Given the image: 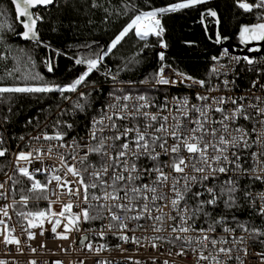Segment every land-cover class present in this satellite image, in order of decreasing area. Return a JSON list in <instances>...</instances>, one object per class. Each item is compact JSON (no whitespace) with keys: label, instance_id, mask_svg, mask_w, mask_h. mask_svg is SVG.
I'll list each match as a JSON object with an SVG mask.
<instances>
[{"label":"snow or ice","instance_id":"snow-or-ice-1","mask_svg":"<svg viewBox=\"0 0 264 264\" xmlns=\"http://www.w3.org/2000/svg\"><path fill=\"white\" fill-rule=\"evenodd\" d=\"M207 2L181 0L158 8L149 5L148 10L137 8L133 3L114 6L113 10L117 12L121 8L125 13L131 10L133 15L130 20L107 48H96L93 46L95 42L82 45L87 51L75 58L74 63L84 66L85 71L70 84L60 85L43 82V77L33 73L29 67H34L31 56L27 57L28 63L21 56H12L11 45L7 42V34H14L50 48L40 39L37 26L38 22H43V16L39 14V9H47L56 0H10L16 19L13 23L6 12L0 11V61L6 63L11 59L13 64L5 67V74L25 83L0 86V100L4 99L6 93L58 92L71 101V96L64 93H76L77 99L72 103L73 114L83 112L85 105L80 100L87 102L88 96L81 86L87 87L85 82L90 74L100 71L103 66L104 75L115 81L120 71L139 63L136 57L142 54L143 49L123 62V67H118L115 75L105 64V59L130 33L145 42L143 47H149V37H163L161 20L164 15ZM237 6L248 13L258 10L255 12L257 23L241 25L238 33L240 43L247 46L252 42H264V0L253 3L237 0ZM91 7L103 8L105 18L112 14L108 7L98 4L96 0H93ZM204 15L215 18L216 43H221L217 12L208 9L202 13ZM16 25L22 26L24 31L16 33ZM159 43L161 47H167L162 39ZM248 51L259 52L260 48L250 47ZM62 54L57 51V55ZM222 55L237 64L241 60L249 65L256 62L255 58L247 55H231L227 48L222 50ZM158 56L161 61L164 60L163 52ZM221 58L212 57L216 61L210 69L212 75L219 76L225 68V65L219 64ZM44 63L51 72L52 61L48 59ZM166 67L169 66L161 65L152 83L206 87L205 80L176 70H173L171 77H166ZM28 81L40 83L29 84ZM222 83L228 89L230 82L225 79ZM257 85L259 90L264 91V84H259L258 80L252 82L251 89H256ZM219 91L218 85H212L204 93L196 92L197 103L183 96L173 97L171 102L165 98L161 105L146 94L112 92L108 103L89 120L85 137H73L68 142L65 140L68 133L59 130L51 135L43 133L31 137L28 152L21 150L12 155L15 156V171L30 182L27 192L34 195L24 194V189H20L21 195L16 200L14 194L20 181L5 173L7 179L0 183V200L9 202L0 205V244L14 245L15 250L23 254L21 239L14 235L16 225L9 227L11 209L20 223L21 235L26 236L24 243L33 254L38 250L29 243L36 239L37 233L33 230L39 229V234L43 236L45 222L51 225L54 238L68 240L71 232L81 231V222L91 224L99 221L98 229L90 228L87 231L100 240H106L109 234L117 238L122 243L116 244L115 248L121 253L151 247L157 253L151 258L152 264H156L160 256L168 257L161 264H180L189 255L192 264H264V251L250 252L253 244L264 248V191H253L249 183L241 184L243 178L264 184V96L255 93L250 97L211 95ZM245 100H248L247 104ZM153 108L157 110L150 111ZM63 111L66 110H62L61 114ZM4 119L6 121L7 117ZM61 125L67 129L73 128L72 123L63 121L57 122V129ZM41 139L58 143H49L46 150L44 146H31V140ZM5 143L0 135V157L9 153V149L4 147ZM54 149L65 150L58 151V166L29 170L27 165L42 163L46 156L51 157ZM49 172L44 183L36 178L38 173ZM68 176L72 179L69 180ZM9 181L10 188L5 189ZM53 181L58 189L55 200L50 199L48 192ZM63 195L73 197L74 201L69 199L63 203ZM10 196L12 198L9 200ZM41 199L48 201L46 209L33 211L28 208L30 200ZM56 204H60V208L53 210L52 206ZM245 209L249 216L260 219V226L254 221L238 218L236 213ZM61 226L63 231L57 232ZM137 231L141 235L137 236ZM128 243L136 246L135 249L123 248L122 244ZM165 244L170 247L164 248ZM44 247L43 243L39 245L40 249ZM84 249L96 256L112 250L107 242L94 244L87 234L81 237V250ZM126 259L131 260L132 257ZM0 264L7 262L0 260ZM28 264H37V261L32 259ZM52 264H63V261L55 260ZM79 264H84V260L81 259ZM97 264H113V261L102 258L97 260ZM133 264L142 262L134 260Z\"/></svg>","mask_w":264,"mask_h":264},{"label":"trees","instance_id":"trees-1","mask_svg":"<svg viewBox=\"0 0 264 264\" xmlns=\"http://www.w3.org/2000/svg\"><path fill=\"white\" fill-rule=\"evenodd\" d=\"M250 3L255 0H248ZM93 0H56V3L47 9H39V14L43 16V22L38 24L41 34V41L48 43L51 47L37 45L35 41H27L20 36L7 34V42L11 45V55L21 56L24 62L28 63L27 57L31 56L34 61L33 73H39L43 77V82L48 84L67 85L73 82L85 67L76 65L75 58L86 53L82 47L84 44H95L96 48L103 46L107 48L114 37L126 25L133 15L131 10L126 13L121 8L119 12L113 7H120L123 3H133L137 8L148 10L152 7H164L181 0H96L98 4L108 7L111 15L106 17L103 8H92ZM212 7L219 13L220 25L219 34L231 39V43H238V33L242 22L257 23L255 12H244L237 6V0H208L206 4L196 5L179 12L164 15L161 23L164 28L162 38L149 37L147 43L149 47H143V41H139L131 33L117 49L113 50L110 57L105 59L107 69L112 74L117 73L118 67H123V62L132 58L133 55L143 49L141 55L136 57L139 63L129 65L127 70L119 72L117 78L121 81H138L146 77H152L157 72L159 65L163 62L171 63L176 69L203 78L207 82L211 79L210 62L212 54L207 52L216 48L219 44L213 39L216 33L214 18L204 15L205 24L201 23L202 11ZM0 11L6 12L8 18L15 23V12L10 0H0ZM22 26L16 25V33L22 30ZM160 39L166 43L167 47H160ZM237 48V47H235ZM23 49V52H20ZM2 50V49H0ZM57 51L63 53L57 55ZM164 53V60L159 59L158 54ZM217 52V51H216ZM214 52V53H216ZM263 59L264 52L260 55ZM52 61V71L49 72L45 60ZM13 61L10 59L6 63L0 61V86H14L25 83L19 79L9 78L5 74V67H11ZM246 64V63H245ZM103 66L100 71H94L85 82V94L88 96L87 102L80 100L85 105L83 112L73 114L72 103L76 101L77 95L64 93L71 96V101L66 100L58 92L51 93H6L4 99L0 100V128L4 135L13 144L20 140L24 133H28L35 124L43 122L51 117L52 122L67 121L73 124L72 129L64 128L69 134H81L86 130L91 117L98 112V107L104 102L106 94L112 89L107 85L110 77L104 75ZM19 75V74H17ZM29 84H37L40 81H28ZM98 83L99 85H92ZM73 96V97H72ZM9 108L11 111L9 112ZM59 110V112H57ZM62 110H66L63 111ZM5 117L7 120L5 121ZM8 154L0 157V175L9 167ZM14 179L20 181L16 185L15 197H20V189H24V194L34 195L27 192L30 182L18 173H14ZM246 183L245 181L241 184ZM19 209V205H17ZM242 221H254L257 226L261 222L258 217L249 216L247 210L236 213ZM258 249L263 250L259 244H255Z\"/></svg>","mask_w":264,"mask_h":264},{"label":"built area","instance_id":"built-area-1","mask_svg":"<svg viewBox=\"0 0 264 264\" xmlns=\"http://www.w3.org/2000/svg\"><path fill=\"white\" fill-rule=\"evenodd\" d=\"M249 2V1H248ZM161 47V46H160ZM224 48L218 50L216 53L212 54V57H222L219 60V64L225 65V68L221 71V74L219 76L212 75L211 74V79L207 82L206 80V87L205 88H200L199 86H194V87H187L184 84H177L175 86H170V85H159V84H154L152 83V77H146L138 81H121L119 78L117 80H112L108 81L107 85L111 86L112 89L106 94L105 100L103 103H101L98 107V111L108 103L109 98H110V93L112 92H117V91H122L125 94H132V95H137V94H146L149 97L152 98V100L157 104L161 105L165 102V98L168 99V101H172L173 97H183V96H188L191 98L193 103H197L195 101V94L196 92H201L204 93L206 91L207 87H210L212 85H218L220 88L219 92H214L211 93V95H223L225 97L227 96H248L250 97L252 93H255L257 96H264V91L259 90V85H257L256 89H251L252 82L254 80H258L259 84H264V68H263V59L259 55L255 58L256 62L252 65L247 64L245 61L241 60L240 63H236L235 61H229L227 57H223L222 55V50ZM229 53L231 55H238L243 57L244 55H241L235 51H230ZM246 63V64H245ZM168 65L169 67H166L164 70V75L166 77H171L173 75V70H176L178 72L184 73L178 69H176L171 63L169 62H163L159 65L158 69L161 67V65ZM216 64V61H213L211 58L210 66L209 69L212 68L213 65ZM157 69V70H158ZM189 76H192L195 79L198 80H204L203 78L194 76L192 74L185 73ZM179 79V77H176ZM228 80L230 83L228 85V89H225L222 81ZM141 81H148L147 83H141ZM234 81L235 83H231ZM92 85H99L98 83H94ZM88 86V85H87ZM83 90L85 91V88L81 86ZM251 89V92L249 91ZM80 89H78L79 91ZM77 95L76 93H73V96ZM72 96V97H73ZM245 104L248 103V100L244 101ZM227 107H232L231 105H227ZM157 109L153 108L150 109V111L155 112ZM59 112V110L57 111ZM98 113V112H97ZM96 113V114H97ZM94 114V115H96ZM93 115V116H94ZM92 116V117H93ZM91 117V118H92ZM51 117L47 118L43 122H40L38 124H35L33 128L28 132L23 134V140H19L15 144L11 142V140L7 137V135H4V132L2 131V128H0V135L3 136L4 140L6 141L4 147L9 149L8 157H9V167L4 172L2 175H0V183L4 182L7 179V176L5 173L8 174V176L14 175V173H17L15 171V156L12 155V153H16L18 151H25L28 152L30 150L29 148V141L31 137L37 136V135H42L43 133H48L49 135L53 134L55 131H64V128L57 129L56 125L57 123L51 121ZM240 123H246L244 121H241ZM87 134V128L85 131H83L81 134H69L65 137V140L70 142L73 137L79 139L81 137H85ZM49 143H58L56 141H45L43 139L36 141V140H31V146L33 147H40L44 146L45 150L47 148V145ZM59 152H64V149H59ZM58 151L56 149L53 150L51 157H45L43 162H34L31 165H27L29 167V170L31 171L34 167H42V168H51V166H58ZM247 166V165H246ZM63 175V173H60ZM50 175L49 173H43V174H37L36 178L41 180V183H44L46 181L47 176ZM68 179L71 180L72 177L68 176ZM245 181L246 183H249L253 191H264V184H262L259 181H247L246 178L241 179V182ZM11 181L5 184V189L10 188ZM50 199L55 200L58 194V189L56 187L55 181H53L52 185L48 189ZM12 197H9V200ZM16 200H19V197H15ZM69 199H73V197L63 195L61 196V201L63 203H67ZM9 201L5 200H0V205L8 203ZM48 207V201L46 200H38V201H33L30 200L28 204V208L36 211L38 209H46ZM53 210H58L60 208V204L53 205ZM73 211H76V208H73ZM167 211V209H165ZM10 215L12 216V220L9 222V227L12 226V224L16 225V231L14 235L19 236L21 239V247L23 248V254H20L15 250L14 245H4L0 244V260H4L7 262V264H28V262L32 259H35L37 261V264H52L53 261L55 260H61L63 261V264H79V261L81 259L84 260V264H97V260L102 259V258H107L109 260L113 261V264H133L134 260H140L142 264H152L151 258L153 256H156L157 253L151 248V247H143L139 248L136 251H131V252H123L121 253L118 249L115 248V245L118 243H122L119 241L117 238L113 237L112 235H108L106 237V240H100L99 237L93 236L91 231H87L90 228H95L98 229L100 226V222H94V223H84L81 222L80 232H71L70 233V238L68 240H62V239H56L54 238V234L51 233V225H49L47 222H45L44 228V234L41 236L39 234V229H34L37 233L36 239L30 241L29 243L33 247H37V253H31L28 247L25 245L24 241L26 240V236L21 235V228H20V223L18 222V218L16 215L12 212V210H9ZM199 225H197L198 227ZM63 227L61 226L60 228L57 229V232H62ZM87 234L90 238V240L94 244L98 243H105L107 242L109 246L112 248L110 252L105 251L102 252L99 256L94 255L93 253L87 252L86 249L81 250V237L83 235ZM239 234V232H238ZM131 235V233H129ZM136 235L139 236L141 235L140 231L136 232ZM73 241L75 243L73 244ZM88 241H85L84 243H87ZM44 244L45 247L43 249L39 248L40 244ZM72 246L71 249L69 246ZM123 248L125 249H135L136 246L132 245L131 243L128 244H122ZM170 245L165 244L164 248H168ZM69 249L68 252H64L61 249ZM75 249V250H72ZM175 251V249H173ZM264 251L258 249V247L253 244L251 245L250 252H260ZM131 256L132 259L128 260L126 259L127 257ZM164 259H168L167 256H160L156 264H161V262ZM177 261H180L179 257L175 258ZM180 264H192L191 256L189 255L184 261H180ZM254 264V262H253Z\"/></svg>","mask_w":264,"mask_h":264},{"label":"water","instance_id":"water-1","mask_svg":"<svg viewBox=\"0 0 264 264\" xmlns=\"http://www.w3.org/2000/svg\"><path fill=\"white\" fill-rule=\"evenodd\" d=\"M50 6H52V5H49L47 8H49ZM208 9H211V10L216 11V12H217V15H218V17H219V13H218V11H217L216 9H213L212 7H209V8L204 9V10L202 11V13H206V11H207ZM33 11L36 12L37 9H33ZM21 19H23V18H21ZM214 19H215V18H214ZM219 19H220V18H219ZM202 20L204 21V24H205L204 16H202L201 21H202ZM38 24H39V22H38ZM250 24H255V23H248V22H242V23H241V25H250ZM241 25H240V27H241ZM37 27H38V26H37ZM239 30H240V29H239ZM23 31H24V29H22L19 33L23 32ZM38 31H39V29H38ZM216 34H217V25H216L215 38L213 39L215 42H216ZM39 35H40V39H41V34H40V32H39ZM219 35H220V34H219ZM17 36H19V35H17ZM220 37H221L222 42H221V43H218L219 45H218L216 48H214L213 50L207 52V54H212V53H214V52H216V51H218V50H220V49H222V48H227L228 50H230V51H235V52H237V53H239V54H241V55H244V56L247 55V56H249L250 58H256L257 56L261 55V54L264 52V42H253V43H251V44H249V45H247V46L241 44V45H242L241 48H235V47L233 46V44L231 43V39H230L229 37L224 36V37H227V38H228L227 40H224V39H223L224 37H222L221 35H220ZM250 46H253V47H259V48H260V51H259V52H249V51H248V48H249Z\"/></svg>","mask_w":264,"mask_h":264},{"label":"flooded vegetation","instance_id":"flooded-vegetation-1","mask_svg":"<svg viewBox=\"0 0 264 264\" xmlns=\"http://www.w3.org/2000/svg\"><path fill=\"white\" fill-rule=\"evenodd\" d=\"M252 43H253V42H252ZM233 46H234V47H237V48H241V47H242V45H241L239 39H238V43H236V42L233 43ZM250 47H253V46H250ZM250 47H249V48H250Z\"/></svg>","mask_w":264,"mask_h":264}]
</instances>
